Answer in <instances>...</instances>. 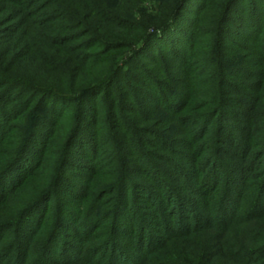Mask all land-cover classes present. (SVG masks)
<instances>
[{
    "label": "trees",
    "instance_id": "1",
    "mask_svg": "<svg viewBox=\"0 0 264 264\" xmlns=\"http://www.w3.org/2000/svg\"><path fill=\"white\" fill-rule=\"evenodd\" d=\"M7 1L23 8L27 4ZM118 1L114 5L112 0L84 1L89 14L84 22H75V29L88 24L78 37H85L84 47L95 50L84 60L75 55L77 64L68 83L53 84L45 95V89L31 82L0 80V88L22 87L48 97L27 117L19 134L9 139L0 135V201L24 183L16 192L21 205L11 216L17 220L8 224L17 240L11 244L15 260L9 264H211V259L227 252L221 233L209 235L201 248L197 234L210 225L211 214L244 208L233 198L242 194L245 183L239 181L251 178L249 173L256 169L253 156L264 144V14L261 11L258 20L250 17L244 26L247 34L238 37L247 47L234 50L227 42L235 44L228 24L236 0L197 4L167 0L150 16L137 10L132 0ZM195 9L200 14L188 25L195 27L189 33L181 15L194 14ZM136 11L141 23L135 22ZM98 96L102 98L96 104ZM67 104L74 105L68 113L62 108ZM24 112L22 108L1 111V132L11 121L22 123ZM36 117L39 121L34 124ZM213 125L211 142L206 134ZM234 132L244 142L228 143L224 136ZM3 144L10 147L5 152ZM205 150L232 163L215 164L206 158L202 163ZM214 164L224 173V193L211 203L203 197L206 191L201 192L204 178L195 176ZM161 166L176 183H166ZM251 175L258 177L256 172ZM255 186L246 205L261 217L263 179ZM160 190L161 194L171 190V197L177 198L179 220L174 224L152 212L158 207L156 201L161 204L155 194ZM184 194L201 197L193 202L194 219L188 215L191 202ZM49 201L55 203L49 220L56 231L50 238L40 223L48 214L42 205ZM139 210L159 224V236L148 233L143 242L146 222L142 223ZM218 221L227 224L224 217ZM139 222L140 230L132 237V223ZM43 234L48 244L35 255L37 262L28 251ZM134 238L137 242L130 251L117 241ZM174 240L182 248L178 261L162 253ZM1 247L7 253L6 245ZM260 250L264 252V243ZM238 253H232L231 264L243 263Z\"/></svg>",
    "mask_w": 264,
    "mask_h": 264
},
{
    "label": "rangeland",
    "instance_id": "2",
    "mask_svg": "<svg viewBox=\"0 0 264 264\" xmlns=\"http://www.w3.org/2000/svg\"><path fill=\"white\" fill-rule=\"evenodd\" d=\"M24 1H26L27 3L24 4L25 8H23V6H18L17 3L11 1L9 2L7 0H0V60H2L0 62V80H4L5 78L13 80L14 78H16L23 80V82H31L38 85L36 87L45 89L44 93L45 95H48L46 94V90H51V86H53V84L59 82H61V84L64 82L68 83L69 79L71 78L72 71L75 70L74 66L77 64V62L74 61L75 55L83 56L84 60L86 54H89L90 52H93L95 50L84 47V44L86 43L85 37H78V35L80 36V34H82L87 29L88 24H84V26L75 29V26H77L75 22H77L78 24L79 22H84L86 16H88L89 14V11L84 7V1L86 0ZM106 1L108 2V0ZM114 1L119 2L118 0H112L111 4L114 5ZM193 1L194 0H192V2ZM208 1L209 0H195L194 3H206ZM132 2L134 3L137 10H142L146 16H150L152 9L156 10V12H159L160 8L168 1L132 0ZM46 3L50 4L46 5ZM32 8H34V10L36 9V11L30 12L33 10ZM195 10L196 11L194 14L183 12L181 15V21L186 24V29L191 30L189 31V33L194 31L195 27L192 26L191 28H189L188 25H193L195 18L199 16L198 14H200L198 13V9ZM20 11L25 14L18 15ZM261 11L264 14V0H236L232 9V14L229 15L232 24H228V28L230 31L229 38L230 40H235V44L227 42V45L234 48V50H240V48L241 50H244L247 47V43L242 39V37H238L247 34L244 27L245 24L247 25L248 23H250L251 16H253V20H258ZM136 13L137 11L134 13V19L136 20L135 22L141 23L142 20H140L141 18ZM187 16H189L188 18H190L189 21L185 19ZM159 46V43H157L155 50L156 53L159 50ZM73 56L74 58L72 59ZM143 62L145 61L143 60ZM21 88L22 87H16L12 90H7L8 87L0 88V112H4L9 108H22V110H25V112L22 114L26 117V119L23 120L22 123L21 121L17 120L11 121L8 126H5L3 128L2 132L0 130V135H4L5 138L8 139L10 135H17L22 131V129L24 128L22 124L26 123L27 117H31V115L36 112V107L40 105L43 100L46 101L48 98L43 94L42 97H40L38 91L36 90L32 92L31 90ZM101 98L102 97L99 96L97 97L96 104L100 102ZM62 108H67L66 113H68L74 109V105L67 104ZM47 118H50V116ZM34 120V124L35 122L39 121L37 117L34 118ZM214 130L215 127L213 125L206 134L211 142L213 141V137L215 134ZM237 133L234 132L231 135L224 137L230 144L233 143L235 145L238 144L239 141L244 142L243 140H240L239 137H236L239 134ZM220 136L223 137L222 135ZM254 137L252 139V142H255L254 140L256 137ZM4 139H2V142L4 141ZM210 141L207 143L208 146H210ZM228 143H225L223 148H228ZM2 146L1 150H4V152L10 148L5 146V144H3ZM262 153L264 154V144L256 149V152L253 156L254 163L256 164V169L255 171L249 173L251 178L249 179V177H244L240 181L238 180L239 183H241V181L245 183V185L243 184L242 186V188L244 189L242 190L240 187V192L242 194L240 195V197L237 196V198L233 199L235 201L238 200L240 203H242L244 208H242L241 210H237L236 212H233L234 209H232L231 212L229 211L230 209H224L222 211L211 214V216L208 217V222L211 226L209 225L206 227L205 225V228L201 229L197 234V246L200 248L203 247V242L208 239L209 235H215L217 233H221V235H223L221 238V242L224 246H226L227 252L225 253V255H219L218 257L211 259V264H231L229 260L231 259L232 253L238 252L239 257H242V262L244 264H264V252L260 250V247L264 243V237H262V235H264V213L261 215V217L255 216V209H248V206L246 205L248 197L255 194V182L258 183L259 181H262V179L264 181V155L260 156ZM221 155L223 154L221 153ZM258 156L259 158H257ZM205 158L207 159V161L211 159L215 162V164H218L220 160L225 162V164L228 162L232 163V160H228V158L224 155L220 156V154H218V159L215 158L213 154L208 153L207 150H205L201 155L202 163H204L203 160ZM201 162L199 164H201ZM215 164L214 166L210 165L208 169L206 168V170L202 169V171H200V173L195 176V179H199L202 177L204 178L202 179L204 180L205 186L204 184L201 185V192L206 191V195L203 197L211 200V203L217 198L219 199V197L224 193V173H221L220 169H218V166H216ZM160 170L166 176L165 178L169 181L166 183H169V185H173L174 183H176V179L173 176L165 173V167L161 166ZM255 172L258 173V177L253 178L254 176H252L251 174H255ZM20 177L21 175L19 174V176L13 181H16ZM13 184L16 183L13 182ZM23 184H21L15 191L8 193L3 201H0V225H2V227H0V264H9L15 257V250H13V246H11V244L15 245V242L17 240H15L14 237V228H12V226L8 224L17 220L16 217L11 216L12 211H16L17 207L21 205L20 194L17 195L16 192L22 187ZM233 184L234 181L232 180V185ZM252 184H254L253 187ZM170 191H167L165 194H161V190L155 193L160 196L161 204L158 205V201H156L155 207H158L153 209L152 212L153 214L156 213V218H159V220L163 222H176L177 220H179V210L176 209L177 206L175 203V200H177V198L175 196L171 197L170 193H172V191ZM228 195H230V193ZM236 195L237 194H233L234 197H236ZM184 196L189 200L188 202H191L189 204L190 207H187V210H189L188 215L191 216V219H194L195 207L193 206V202H198L201 197L194 198V194L191 196L190 194H184ZM54 207L55 203L53 201L46 202L42 205V209L46 208L48 210V214L46 217H44V219H42V222L40 223L42 226H45V230L46 232H48L49 238L52 233H54V235L56 234V231L54 232V228L51 225L52 221L50 222L49 220V214H51V211H53ZM138 213L140 214L141 221L145 220L146 222L144 223L142 221V223L146 225V230L143 235H141L143 242L147 240L146 238L148 233H151L152 236H159L160 227L158 223H155V221L153 220L154 218L143 215L142 210H139ZM223 217L226 219L227 222L225 223H227L228 226H226L227 224L220 223L218 221ZM47 220L48 224H46L45 222ZM150 222H154V225H150ZM203 222L201 224H204ZM141 224L139 222V225L136 226V223H132V225L135 226L131 229L133 230L132 237H135L137 235V232L140 230L139 227L141 226ZM156 224L159 228L158 231L156 228ZM45 234L41 235L39 242L36 241V243L30 245L28 253H33L31 255L33 258L36 254L38 255V251L41 246H43V244H48V242L46 241L47 235L45 236ZM117 241L120 242V247L126 248V251L132 250L136 245L134 244L135 238L132 241L129 239H120ZM3 245H6L7 247V253L5 249H1V246ZM181 249L182 248L180 247L178 241L174 240L164 247L162 253L167 259L178 261V256L181 252ZM23 256H26V254L22 253V260L24 258ZM37 258L38 257L36 256L34 258L36 260L34 261L38 262L39 258ZM199 264H206V262H200Z\"/></svg>",
    "mask_w": 264,
    "mask_h": 264
}]
</instances>
